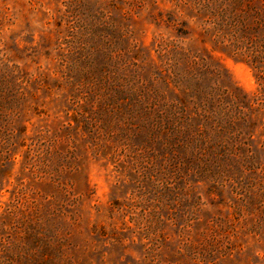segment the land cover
Segmentation results:
<instances>
[{
	"label": "rangeland",
	"instance_id": "rangeland-1",
	"mask_svg": "<svg viewBox=\"0 0 264 264\" xmlns=\"http://www.w3.org/2000/svg\"><path fill=\"white\" fill-rule=\"evenodd\" d=\"M160 10L148 0H0V113L25 128L0 161V232L10 214L14 240L39 224L26 254L36 264H264V72L217 54L253 107L227 150L207 155L145 127L131 89L147 93L145 77L169 68ZM11 252L8 262L21 261Z\"/></svg>",
	"mask_w": 264,
	"mask_h": 264
},
{
	"label": "trees",
	"instance_id": "trees-1",
	"mask_svg": "<svg viewBox=\"0 0 264 264\" xmlns=\"http://www.w3.org/2000/svg\"><path fill=\"white\" fill-rule=\"evenodd\" d=\"M148 2L151 7L161 8L160 11L166 14V17H155L154 22L158 26L163 24L169 36H173H162L158 42L159 50L168 60L169 68L165 73L153 69L147 77L144 76L147 82L145 85L141 82V86L147 93H142L141 88L131 89L134 98L130 109L140 113L138 115L144 119L145 127L162 135H169L166 139H188V144L194 149H207V155H213L214 144L227 150L226 140L230 135L242 133V129H238V123L241 122L245 127L249 125L245 119L247 114L244 108L253 107L245 94L240 96L233 93L232 87L224 78L217 54L247 61L264 72V0ZM178 19L180 22L176 23ZM114 27V24L110 26L111 29ZM105 50L107 56L111 57L113 50L109 43ZM99 52L104 54L103 49L97 53ZM92 59L86 60L91 64L94 61ZM104 66L105 63L100 61V68ZM116 67L117 65L114 66ZM114 86L118 94L123 92V84ZM225 95L232 96V103L224 101ZM2 119H6L4 113H0V161L10 158L14 138L25 131V128L10 121L4 124ZM1 164L2 162V171ZM11 219L13 218L10 214L0 232V264H36L35 259H29L26 254L31 248L30 243L34 239H41L37 233L39 224L38 227L29 225L20 229L17 232L18 239L14 240L8 235L12 228ZM43 240L45 248L49 249L62 248L66 244L59 238ZM15 249L14 255L20 256L21 261L16 259L15 263L8 262L7 257ZM42 255V261L51 256L45 252ZM69 262L70 259L64 264Z\"/></svg>",
	"mask_w": 264,
	"mask_h": 264
}]
</instances>
